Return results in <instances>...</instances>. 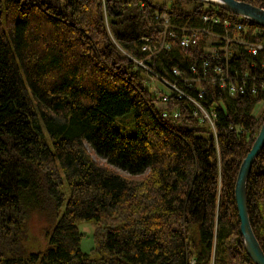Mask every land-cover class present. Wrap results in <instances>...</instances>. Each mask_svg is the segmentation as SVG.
<instances>
[{"label":"trees","instance_id":"16d2710c","mask_svg":"<svg viewBox=\"0 0 264 264\" xmlns=\"http://www.w3.org/2000/svg\"><path fill=\"white\" fill-rule=\"evenodd\" d=\"M204 8L199 0H0V264H254L235 185L264 122V108L252 116L264 102V71L255 72L254 94L211 89L226 105L215 135L182 100L170 108L180 116L163 117L134 61L146 58L142 38L158 32V14L185 19ZM182 56L174 48L146 63L170 75ZM252 60L264 62V51ZM129 113L134 136L116 126ZM247 199L264 251V149ZM36 214L49 247L27 253ZM79 221L97 225L96 258L81 250Z\"/></svg>","mask_w":264,"mask_h":264},{"label":"built area","instance_id":"2783aa9c","mask_svg":"<svg viewBox=\"0 0 264 264\" xmlns=\"http://www.w3.org/2000/svg\"><path fill=\"white\" fill-rule=\"evenodd\" d=\"M209 6L185 19L167 12L158 14V32L142 38L146 58L134 61L145 71L146 83H160L170 90L153 95L157 99L155 108L163 117L180 116L170 108L172 100H182L192 107L193 117L216 135L219 109L225 110L226 105L223 99H214L211 89L230 97L256 93L255 72L264 71V62L252 59L264 51V38L256 40L262 33L252 31L245 19L210 10ZM174 48H179L183 56L179 65L170 67V75L156 74L146 63ZM263 108L264 102L259 103L252 116L258 117Z\"/></svg>","mask_w":264,"mask_h":264},{"label":"water","instance_id":"95a60500","mask_svg":"<svg viewBox=\"0 0 264 264\" xmlns=\"http://www.w3.org/2000/svg\"><path fill=\"white\" fill-rule=\"evenodd\" d=\"M217 7L264 28V8L239 0H199ZM264 149V122L250 151L240 166L236 185L235 201L240 220V232L244 248L254 264H264V251L253 231L248 212L247 188L252 166Z\"/></svg>","mask_w":264,"mask_h":264},{"label":"rangeland","instance_id":"374dc122","mask_svg":"<svg viewBox=\"0 0 264 264\" xmlns=\"http://www.w3.org/2000/svg\"><path fill=\"white\" fill-rule=\"evenodd\" d=\"M205 7H208V5L205 4ZM146 86L148 87L152 95H156L157 91L170 93V90L160 83L148 81L146 83ZM262 110L260 111V114L262 113ZM116 124H117L116 126L126 135L128 136L135 135L136 131H135V125H134V113H129L125 116H121L117 118ZM43 132H44L43 137L46 138L47 142L51 143L50 137L47 131L43 129ZM93 158L98 163L105 164V160L98 158L96 155H93ZM112 169L118 173H121L124 176H128L125 172H122L115 168H112ZM63 182L64 183L62 185V191L66 195V201H67L70 197V190L66 183V180H64ZM63 213H64V208L61 210L59 217H61ZM46 228H47V223L43 217L40 218L38 217L37 214L32 217L31 221L29 222L28 232L23 241V246L25 247V250L27 251V253H37L40 251H44L49 247V237L45 235ZM78 228L80 232L83 234V238L81 241L82 252L91 254L93 258H96V255L92 254L91 252L92 249L95 247V238L97 235L96 223L93 221H79Z\"/></svg>","mask_w":264,"mask_h":264}]
</instances>
